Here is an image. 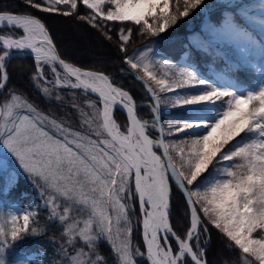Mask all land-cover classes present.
I'll return each instance as SVG.
<instances>
[{"label":"snow or ice","instance_id":"snow-or-ice-1","mask_svg":"<svg viewBox=\"0 0 264 264\" xmlns=\"http://www.w3.org/2000/svg\"><path fill=\"white\" fill-rule=\"evenodd\" d=\"M23 3L43 12L67 5L65 16L78 7L77 0ZM81 3L91 11L80 19L93 27H107L97 21L131 22L140 26L141 38H149L143 49L129 55L133 31L121 27L115 43L123 62L143 72L135 78L152 100L151 117L139 116L133 96L103 71L62 59L38 17L0 8V26L20 30L18 36L0 34V146L38 189L47 220L61 229L59 241L50 238L59 257L53 264H108L101 242L112 250L111 264H208L209 227L235 253L232 264H264V0H218L225 9L219 23L207 21L204 35L189 38L192 48L212 57L206 71L191 51L184 53L182 64L159 56L150 39L188 17L204 0ZM201 11L207 12V6ZM103 34L112 40L108 31ZM21 52L34 56L32 79L45 96L51 99L56 90L54 98L61 100L59 89L73 90L70 106L78 113V128L69 118L44 113L23 93L7 89L6 61ZM218 60L223 67H216ZM45 65L54 74L52 81ZM74 90L97 99L78 103ZM162 93L173 95L162 99ZM117 105L126 112L123 127L113 116ZM162 105L187 111L165 128ZM201 128L203 134L196 131ZM189 129L193 131L185 139H167ZM210 166L212 171L203 176ZM0 171L5 173L0 194L7 195L19 173L8 171L4 160ZM171 181L186 200L189 228L183 238L170 221ZM133 199L142 213L143 252L132 240ZM39 207L20 209L0 200V264H34L31 253L26 250L22 256L14 246L26 235L45 232L37 219ZM169 236L176 241L175 249ZM38 264H44L43 258Z\"/></svg>","mask_w":264,"mask_h":264},{"label":"trees","instance_id":"trees-1","mask_svg":"<svg viewBox=\"0 0 264 264\" xmlns=\"http://www.w3.org/2000/svg\"><path fill=\"white\" fill-rule=\"evenodd\" d=\"M77 3L78 7L76 11L68 16L62 14V11L68 10L67 5H59L58 7L61 11L43 12L26 8L23 0H0V8H6L16 13H31L38 17L45 24L55 48L62 59L82 69L99 70L109 75L116 86L123 88L133 96L137 105L138 115L142 118H148L147 107L139 104L141 103L139 95L132 89V83L124 73H128L131 69L123 62L122 57L124 54L118 51L115 41L118 39L117 34L121 27L132 28L133 35L128 44V54L131 55L137 49L148 44L149 38H141L138 32L140 26H134L131 22L97 21L101 25L106 24L107 27L103 29L93 27L87 20L80 19L81 16H88L91 10L86 9L82 5L81 0H77ZM205 6H207V12L201 11ZM224 10V6L219 4L218 0H204V4L200 8L194 9L188 17H181L175 25L171 26L166 32L161 33L160 36L151 37V41L155 42L152 46L156 47L172 61L179 60L186 51H191L192 58L200 66L201 71H206L209 68V62L212 57L192 48L189 45L188 37L193 31L199 30L204 18H207L212 23H219L221 13ZM1 29L7 31L10 28L4 27ZM15 31L18 34L20 32V30ZM104 31L109 32L112 40L105 38ZM223 64L222 60H218L216 67L221 68ZM6 70L9 75V80L7 81V89L9 91L15 90L23 93L42 112L54 115L57 119L67 117L74 128L79 127L78 113L70 106L73 102V90L66 88L59 89L63 97L61 100L54 98L57 94L56 90H53L51 99L45 96L32 79L36 73L35 60L32 56L11 57L6 61ZM134 72L137 75H142V71L140 70H134ZM45 75L47 76L48 74L45 73ZM74 91L77 96L76 102L78 103L82 104L85 99L93 98L90 95L85 97L81 90ZM114 118L122 127L127 123L126 114L119 109H115ZM10 168L13 167L10 165V167L8 166V170ZM17 172L19 173L18 183L7 195L0 194V200H3L6 204L16 203L18 206H24L33 200L37 202L36 205H40L38 189L26 174L21 171ZM4 175L5 173L0 171V189L4 187ZM175 193H177L175 194L176 202L171 209L170 221L173 230L183 238L189 228V216L182 191L176 188ZM38 212L37 219L39 220V225L45 227V232L36 236H24L22 240L16 243L14 248L21 255L26 250L29 253H35L36 256L41 254L44 264H53V261L59 259V257L54 255L56 244L50 238L55 236L57 241H59L61 229L58 225L52 224L47 220V210L43 206L40 205ZM209 234L211 240L206 246L208 264H223L224 260H227L228 264H232V261L236 259L235 253L225 247L226 241L222 235L214 227H209ZM203 239L204 237H202ZM169 241L173 249H175V239L169 236ZM99 248L108 264H111L113 253L108 243L101 242ZM33 261L34 264H38L39 262V260L35 259ZM141 264H146V262L141 261Z\"/></svg>","mask_w":264,"mask_h":264},{"label":"rangeland","instance_id":"rangeland-1","mask_svg":"<svg viewBox=\"0 0 264 264\" xmlns=\"http://www.w3.org/2000/svg\"><path fill=\"white\" fill-rule=\"evenodd\" d=\"M207 21H208L207 18H204V21L202 22L199 30L193 31L189 35L188 42H189V38L192 37L196 33H200L201 35H204V33L201 31V29L206 24ZM0 33H2V34H14V35L18 36V33L15 30H13V29H9L7 31H4V30L0 29ZM189 45H190V43H189ZM143 47L144 46H142L139 49H143ZM154 48H156V47H154ZM156 50H157V54L159 56H163L165 58H168L163 53H161L157 48H156ZM225 52L229 56L233 55L232 51L229 50V49H225ZM183 55H182V57H183ZM182 57L179 60H177V61H172V60L171 61L174 62V63H181L182 64L184 62ZM44 69H45V73L48 74L47 75L48 80L52 81L54 79V74L52 73L50 67L45 65ZM58 71H60V70H58ZM160 71H163V70H160ZM124 73L126 74V77L128 79H130V81L132 83V89L139 95V98L141 100V103H139V104L147 107L148 116H149L148 118H150L151 117L150 107H151V104H152V100H151L149 94L147 93V90H146L145 86L142 84V82H140L139 80H137L135 78L137 76V74H135L134 70L131 69L130 71H128V73H126V72H124ZM130 74H132V75H130ZM158 74H159V72H158ZM142 75H143V72H142ZM149 82L151 83V81H149ZM177 91H184V90L178 89ZM165 95L171 96V95H173V93H167V94H163L162 93L161 94L162 99L165 97ZM89 99L90 100H96L95 98H89ZM217 103H220V102H217ZM186 111H187L186 107H184V108H182V107L165 108L162 105V113H163V115L161 117V122L165 126V128H167L169 123H172V124L178 123V118L183 116L186 113ZM192 131L193 130L189 129V130H186L185 132L175 133L174 135H172L170 137H167V139L176 140V141L181 140V139H185V138H187V134L192 132ZM196 131H198L199 133L203 134L205 130L203 128H201V129H198ZM241 135L243 136L244 134L242 133ZM239 139H240V137H237V140H239ZM235 142L236 141H233L232 143H235ZM0 160H4L9 167H10V165L13 167V168H10L8 171L15 170L16 172L17 171L23 172L20 169L18 161H16L15 157H13L10 153H8L7 150L4 149L2 146H0ZM214 163H215V161H214ZM224 163H230V162H224ZM211 171H212V167L210 166L208 172L204 173L203 176H207ZM201 179H203V177H201ZM171 186H172V192H171V209H172L173 206L175 205V202H176L175 201V194H177V193H175V192H176V188H178V187L176 186L174 181H171ZM38 195H39V193H38ZM137 202L138 201L136 199H133L132 201L129 202L130 205L133 208V211L130 213V217H131V220H132V226H133L132 240H133L134 245H138L140 247V250L143 252V251H145V247H144V244H143V241H142L141 232H140V228H139V204ZM39 203H40L41 206H43V201L40 199V197H39ZM11 204H15L16 207H18L20 209H26L30 205L35 207L37 202L31 200L28 203H26L24 206H18L16 203H11ZM135 210H136V213H135ZM31 258L35 259V260H40L41 259V254L39 256H36L35 253H31Z\"/></svg>","mask_w":264,"mask_h":264},{"label":"water","instance_id":"water-1","mask_svg":"<svg viewBox=\"0 0 264 264\" xmlns=\"http://www.w3.org/2000/svg\"><path fill=\"white\" fill-rule=\"evenodd\" d=\"M4 27H8V26H0V29L1 28H4ZM0 34H2V33H0ZM23 55H30V56H32L33 58H34V56L32 55V54H30V53H27V52H21V53H13L12 55H11V57H13V56H23ZM10 57V58H11ZM9 58V59H10ZM59 69V68H58ZM60 71H62V69H59ZM91 97H94L95 99H97V97L95 96V95H93V94H89ZM116 109H119V110H121V111H123L125 114H126V112H125V110H123L119 105L118 106H116ZM170 242V241H169Z\"/></svg>","mask_w":264,"mask_h":264},{"label":"bare ground","instance_id":"bare-ground-1","mask_svg":"<svg viewBox=\"0 0 264 264\" xmlns=\"http://www.w3.org/2000/svg\"><path fill=\"white\" fill-rule=\"evenodd\" d=\"M59 70V69H58ZM118 106V105H117ZM116 109V108H115ZM114 109V111H115ZM113 116H114V112H113ZM138 203V202H137ZM136 205V204H135ZM137 209V208H136ZM135 213H136V210H135ZM142 218V213L140 212L139 210V221L140 219ZM139 228H140V232H141V237H142V241H143V235H142V229H141V226H140V223H139Z\"/></svg>","mask_w":264,"mask_h":264}]
</instances>
